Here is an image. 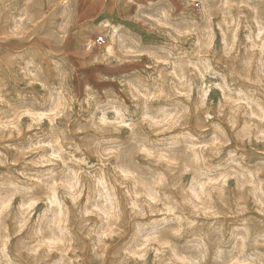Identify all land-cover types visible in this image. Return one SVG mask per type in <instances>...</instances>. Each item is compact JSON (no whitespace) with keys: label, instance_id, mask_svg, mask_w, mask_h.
I'll list each match as a JSON object with an SVG mask.
<instances>
[{"label":"clouds","instance_id":"obj_1","mask_svg":"<svg viewBox=\"0 0 264 264\" xmlns=\"http://www.w3.org/2000/svg\"><path fill=\"white\" fill-rule=\"evenodd\" d=\"M0 119V264H264V0H0Z\"/></svg>","mask_w":264,"mask_h":264},{"label":"rangeland","instance_id":"obj_2","mask_svg":"<svg viewBox=\"0 0 264 264\" xmlns=\"http://www.w3.org/2000/svg\"><path fill=\"white\" fill-rule=\"evenodd\" d=\"M220 35H219V30H217V38H216V45L219 46L220 45ZM145 41L146 43H154V42H158L155 40V38L152 37H145ZM145 60V66H147L148 63H150L149 61H147V58H144ZM149 71H151V69H149ZM107 84V82H106ZM108 86H111L110 84H108ZM111 91V89H110ZM121 99H124V97H121ZM210 99L213 100V102H217V95L215 94V92L210 93ZM124 103L126 104H131V100L130 99H124ZM52 116H55V109L51 110V114H49L48 112H38L35 113L33 115L34 119H43L44 120V125L43 126H47L48 124V119H50ZM4 119H11V117H5ZM27 118H25L26 120ZM4 122V120L0 119V124H2ZM25 121L22 120L21 123H24ZM37 129H33L31 132H25L22 136L20 137H13L12 140L9 141V143H13L15 144L17 147H20L21 149L26 148L31 146V144L37 143V142H43V143H47V141H36V140H31L30 138L32 137V134L34 132H36ZM126 133H127V129H123L122 132L120 133V137L121 138H125L126 137ZM116 135V134H113ZM163 135L167 136L169 135V133L165 132L163 133ZM79 142V141H78ZM106 143H113L114 141L112 140H106ZM171 146V145H170ZM49 151L50 150H46ZM11 158V157H10ZM33 158H43L42 153H33L31 156L28 157V159H33ZM89 162L91 164H95L96 163V159L95 157H89ZM141 163H145V161H141ZM17 169H19L21 166L20 165H16L15 166ZM46 169H54L53 165H46L45 166ZM188 177H185V180H187ZM81 202H83V197L81 198ZM41 208H43L42 204H38L36 206V214H34L32 216V220L36 221L37 220V214L40 213ZM49 213L44 214V218L40 219L38 221V223L40 224H44L46 223V218L47 215H49ZM162 215V213L157 214V216H146L144 218H136V221H139L141 219L146 220V221H155L157 219H159V216ZM136 221H132L130 222L126 227H125V231H124V235L120 238H116L114 241L110 242L111 246L109 248V256L107 259L111 260V253H113L114 251L118 250L125 242H127L128 244H132L134 245L136 243V240L139 238V236L141 235V233L139 231L134 232L133 231V226L135 225ZM149 260H151V254L149 255Z\"/></svg>","mask_w":264,"mask_h":264}]
</instances>
